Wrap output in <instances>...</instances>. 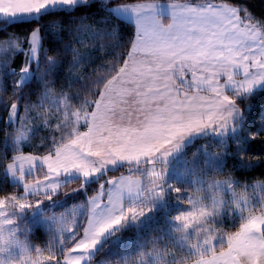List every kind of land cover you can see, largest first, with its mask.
Masks as SVG:
<instances>
[{"label": "snow or ice", "instance_id": "1", "mask_svg": "<svg viewBox=\"0 0 264 264\" xmlns=\"http://www.w3.org/2000/svg\"><path fill=\"white\" fill-rule=\"evenodd\" d=\"M93 6H97L94 0H0V36L9 28L32 25L23 40L15 34L0 40V92L6 90L4 76L14 77V98L37 78L44 88L41 108L47 103L64 111L65 123L71 117L88 128L75 139L66 141L62 134L60 140L53 137L44 142L46 154H26L23 147L35 134L26 121L36 105H24L20 116L18 104H10L7 118L19 127L5 137L10 139L14 154L4 171L22 185V191L0 193V253H10L8 259L0 255V264H92V257L119 240L120 233L139 227L157 209L167 210L171 200L189 206L171 220L197 254L193 264H264V180L237 188L239 182L229 177L207 186L214 208L227 189L241 210L238 227L225 231L209 224L207 218L212 213L198 194L204 188L203 180L194 181L196 193L188 195L184 188L168 184L165 172L171 155L202 138L226 150L232 143L236 145L234 154H216L208 151V144L200 149L206 157L223 155L225 162L232 163L229 157L235 155V164L241 168L264 163V152L256 155L251 151L253 142H264V20H257L242 6L213 0H177L168 5L167 15L156 0L135 4L102 0L105 24L110 27L100 32L86 24ZM80 9L82 14L73 16ZM129 17L135 32L131 50L125 53L127 59L122 67L113 65L114 74L95 75L92 86L98 99L84 100L82 107L94 105L96 111L90 118L85 114L81 122V114L71 111L69 95L57 94L49 87L48 78L61 69L69 55V75L80 76L78 66L88 60L79 47L85 31L111 37L114 46L121 47L120 29ZM43 18L50 20L48 25L40 23ZM66 25L71 36L67 42L60 35ZM44 34L53 36L48 47ZM22 44L27 48L17 70L10 65ZM117 118L129 122L135 118L141 125L120 126ZM124 163L129 164V172L143 164V176L133 180L121 175L99 183L101 175ZM76 179L82 181L81 186L71 193L64 191ZM91 183H99V188L78 206L85 210L81 219H76V209L54 213L49 217L52 227L46 246L36 247L28 238L32 225L26 217L21 221L26 211L31 209L35 216L44 201L53 200L58 193L68 196L86 191ZM249 187L251 194L246 191ZM125 195L138 197L142 203L125 209ZM257 195L259 210L251 199ZM193 229L195 239L189 235ZM155 256L159 264L158 253ZM129 260L127 253L111 264H129ZM137 264H147L143 253Z\"/></svg>", "mask_w": 264, "mask_h": 264}, {"label": "trees", "instance_id": "2", "mask_svg": "<svg viewBox=\"0 0 264 264\" xmlns=\"http://www.w3.org/2000/svg\"><path fill=\"white\" fill-rule=\"evenodd\" d=\"M156 1L177 2V0ZM94 2L97 6L91 7L86 24L91 25L94 31L103 32L110 27L105 24L107 13L101 6L102 0H94ZM137 2H144V0H109L110 4ZM196 2H203V0H196ZM213 2L232 4L238 7L242 6L249 10L257 20H264V0H213ZM83 11V9H80L76 13H73V16H79ZM241 15H243V13H241ZM43 19L44 20H41L40 23L48 25L50 20L47 18ZM31 26V24H22L9 28L6 34L0 36V40L6 39L9 36L8 34H15V36H19L21 40H23V38L28 36ZM134 32V22L127 19L123 20L119 34L121 47H116L114 46L113 38L105 35L95 36L93 32L85 31L80 35L81 43L79 47L82 52L87 55L88 60L83 65L78 66L80 76L77 77L75 74L69 75L68 62L71 61V56L69 55L62 61L61 69L48 78L51 80L49 87L53 88L57 94L63 92L69 95L72 112H79L82 116L87 112L89 115L95 106L85 105L82 107V102L84 100L92 101L98 99L93 90L92 80L95 78V75L104 73L114 74L112 71L113 65L117 68L123 66V60L127 59L125 53L131 50L130 41L134 39ZM60 35L65 42L71 39L67 25L65 29L60 32ZM51 39H53L51 34H44L43 42L45 47L49 46V41ZM21 47L22 51L12 56V63L10 65V67L17 70L24 60L27 45L22 44ZM34 67L35 65H33V68ZM43 67V57L41 56V68ZM13 79L14 77L4 76L3 83L6 86V90L0 92V193H13L18 190L22 191V185H18L17 182H14L9 174L4 171L6 163L11 161L14 154L10 139L6 140L5 137L16 127H19L18 122H9L7 118L11 103L16 102L18 104V114L20 116L24 115V105H36V107L32 108L29 112V118L26 121L28 126L35 130V134L31 143L23 147L24 152H32L39 155L46 154L44 142H50L53 137L60 140L62 134L67 141L69 139H74L77 134L88 130V128L83 125L76 129L77 125L71 117L69 118V122L65 123V114L63 110L57 111L47 103H45L42 108L40 107L41 93L44 88L43 83L37 78L30 80L22 89V93L14 98L12 87ZM61 107H63L62 101ZM45 120H47V123L43 122ZM253 123H255V121H253ZM212 139L214 140L215 138ZM208 144H210L208 151L211 153L221 154L225 151L229 154L235 153L236 145L234 143L226 150L219 143L209 142V138L194 140L191 145L185 147L175 157L168 161L165 166L167 183L170 185H178L186 190V194L192 195L196 193V188L198 186L194 181L203 180L205 182L204 188L198 194L204 199L206 207L212 213V215L207 218L209 224L218 225L225 231H234L240 222L241 210L236 207L232 194L225 189L221 194V199L216 208H214L212 193L207 186L209 184H214L215 181L227 180L229 177H231L234 182H239V185H236L237 188L243 185H255L257 181L264 180V163L257 164L252 168H241L237 167L235 164V155L229 157L232 163L225 162L223 155H218L213 158L206 157L200 149ZM251 151L256 155L264 152V142H253ZM144 167L145 166L141 164L139 170L133 168V171L129 172V164L125 163L123 166L109 171L107 175H101L99 177V183H103L106 180L123 174L143 176ZM38 174L40 178H42L43 173L40 172ZM32 178L31 175L28 177L29 180ZM144 182L147 183L146 176ZM81 183L82 181L80 179H76L73 183L69 184L64 191L71 193L73 189L79 188ZM99 183H91L87 186L86 191L77 192L68 196H63L58 193L53 197V200L44 201L39 212L35 216L31 209L27 210L25 216L21 217V221L26 217L27 222L32 225V230L29 232L28 238L33 244L39 248H44L46 246L49 239V229L52 227V222L49 217L54 213H70L73 209H76V219L80 220L85 210L78 206L83 204L88 196L96 194ZM106 186L107 185H105V187ZM216 191H218V189ZM246 191L251 194V187ZM173 195H175V193H173ZM251 199L252 205L259 210V196H252ZM141 203V199L129 200L126 202V208L130 206H139ZM186 210H189L188 205L171 200L167 210L157 209V212H154L151 217L146 216L140 222L139 227H134L130 230H126L124 233H120L119 240H116L115 243L110 242L104 249L92 257V264H111L113 260L119 259L127 253L130 256L129 264H137V262L141 261V253H143V260L147 261V264H156L155 254L157 253L159 255V264L191 263L197 258V254L189 244L184 241V234L175 230L177 225L171 220L172 215ZM69 227H71V224ZM201 227H204V225H201ZM189 235L191 239H195V230H191ZM202 239L203 237L201 236V243ZM113 240H115V238H113Z\"/></svg>", "mask_w": 264, "mask_h": 264}, {"label": "crops", "instance_id": "3", "mask_svg": "<svg viewBox=\"0 0 264 264\" xmlns=\"http://www.w3.org/2000/svg\"><path fill=\"white\" fill-rule=\"evenodd\" d=\"M157 3H159L162 7H163V9H164V14L165 15H167L168 13H169V8H168V5L169 4H171V3H174V2H159V1H156ZM138 3V2H137ZM125 4H135V3H125ZM127 20H130V21H133L130 17L127 19ZM96 111V109H95V107H94V109H93V111H92V113L93 112H95ZM91 117V116H90ZM116 124L117 125H120V126H124V127H140V125H141V121H138L137 119H135V118H133L130 122H129V120L127 119V118H125L124 120H120L119 118H117L116 119ZM91 125H89V127H90ZM88 131V130H87ZM87 131H85V132H87ZM85 132H82V133H80V134H83V133H85ZM105 135H107V133H105ZM75 139V138H74ZM26 154L27 153H32V152H25ZM179 153V152H178ZM178 153H176V154H173V155H171L169 158H168V161L170 160V159H172L173 157H175ZM33 154H36V153H33ZM36 155H39V154H36ZM104 159H107V157H104ZM141 159H143V158H141ZM133 163H135V161H133ZM149 163H151V161H149ZM125 164V163H124ZM157 168H158V170H159V165H157ZM10 176V175H9ZM125 176H128V175H125ZM11 177V176H10ZM118 177H120V176H118ZM118 177H116V178H118ZM131 177V176H130ZM11 179L14 181V182H17L16 180H14L12 177H11ZM112 179H115V178H112ZM132 179L133 180H136L137 178H135V177H132ZM106 187H108V185L106 186ZM135 199H139L138 197H128L127 195H125V209H126V202L127 201H129V200H135ZM189 264H193V261L191 262V263H189Z\"/></svg>", "mask_w": 264, "mask_h": 264}, {"label": "rangeland", "instance_id": "4", "mask_svg": "<svg viewBox=\"0 0 264 264\" xmlns=\"http://www.w3.org/2000/svg\"><path fill=\"white\" fill-rule=\"evenodd\" d=\"M130 21V20H129ZM133 22V21H132ZM221 83H223V79L221 80ZM63 103V102H62ZM92 113V112H91ZM91 113L89 114L90 116H91ZM81 114V113H80ZM85 114H88L87 112H85L84 113V115ZM84 115L82 116V115H80V121L81 122H83V119H84ZM76 129H78L79 127H80V124H77L76 123ZM157 170H158V168H157ZM123 175H128V176H131V177H135V178H137V179H139V178H141L142 176L141 175H137V176H132V175H130V174H123ZM116 178V177H115ZM144 178V180H145V177H143ZM143 195V194H142ZM140 199V198H139ZM135 200H137V199H135ZM19 235L21 236V238L23 239L24 238V235H23V233L21 232V233H19ZM33 243V242H32ZM42 248V247H41ZM13 252L14 253H16V254H18L19 253V250L18 249H13ZM0 255H2L5 259H8V257H9V255H10V253H8V252H4V253H0Z\"/></svg>", "mask_w": 264, "mask_h": 264}, {"label": "bare ground", "instance_id": "5", "mask_svg": "<svg viewBox=\"0 0 264 264\" xmlns=\"http://www.w3.org/2000/svg\"><path fill=\"white\" fill-rule=\"evenodd\" d=\"M106 16H107V15H106ZM21 32H22V31H21ZM23 34H24V33H23ZM25 34H26V33H25ZM28 34H29V33H28ZM8 35H10V34H8ZM8 35H7V36H8ZM65 35H66V34H65ZM5 38H6V36H5Z\"/></svg>", "mask_w": 264, "mask_h": 264}]
</instances>
